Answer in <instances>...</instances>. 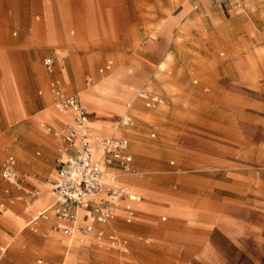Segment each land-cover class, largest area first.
Here are the masks:
<instances>
[{
    "label": "rangeland",
    "instance_id": "374dc122",
    "mask_svg": "<svg viewBox=\"0 0 264 264\" xmlns=\"http://www.w3.org/2000/svg\"><path fill=\"white\" fill-rule=\"evenodd\" d=\"M176 1L95 0L99 26L89 32L88 41L85 32L71 25L70 34L80 40L74 53L40 57L32 49L15 48L9 78L0 73V168L8 156H16L21 173L39 191L28 201L29 209L41 197H50L32 216L24 215L23 203L16 200L11 207L17 215L31 220L56 196L49 183L62 158V140L44 124L54 125L51 112L70 115L55 106L50 89L55 76L70 92L82 93L96 135L129 139L134 162L131 170L120 169V179L142 200L133 221L118 214L109 224L96 223L105 231L101 239L95 231L68 236L55 228L54 217L21 228L2 213L0 246L7 249L0 250V264H35L38 257L61 262L65 254L74 264H264V192L255 189L250 193L253 204L246 206L233 200L244 194L220 191L216 210L206 192L201 216L197 189L204 168L229 166L238 150L251 153L255 170L264 168V0H224L233 1L226 11L200 6L190 15L189 27L165 39L157 28L160 24L162 30L163 18L174 9L169 4ZM219 2L212 0V5ZM69 11L75 12L72 2ZM46 57L60 58L64 67L57 65L50 74ZM27 58L31 62L22 64ZM106 63L112 68L102 76L99 68ZM143 86L166 103L146 106L137 96ZM41 112L33 134L28 133L24 124ZM128 113L132 124L124 123ZM7 186L19 194L0 174V189ZM144 204L165 211L145 220ZM213 213L221 215L225 229H238L237 242L219 229L206 228L208 224L205 230L201 220ZM53 229L59 234L52 236ZM112 232L119 235L117 242L109 239Z\"/></svg>",
    "mask_w": 264,
    "mask_h": 264
},
{
    "label": "crops",
    "instance_id": "0c3cea01",
    "mask_svg": "<svg viewBox=\"0 0 264 264\" xmlns=\"http://www.w3.org/2000/svg\"><path fill=\"white\" fill-rule=\"evenodd\" d=\"M109 1L111 3L115 2V0H109ZM71 2L73 3L75 9V12L73 13L74 15L71 14L69 11V4ZM224 3H225L224 0H220V2L215 5H212V0H177L175 3L171 2L169 6L173 7L174 9L172 13L168 14L163 18V20L165 19L167 20L166 24L162 26L161 31L159 30V25H160L159 24L157 28V32H159L163 38L165 37V39H168V37L172 36L175 31L189 27L193 23V19L190 17V15L196 12L200 8V6L202 7L204 6L205 9H209L212 6H215L218 9L221 8L220 10L222 11H226V9L228 8V4L233 3V1L226 2L225 4ZM94 8H95V0H0V73L3 74L2 78L3 79L9 78L8 73L11 70H13L12 67L15 63L14 60L15 48H22L27 50L32 49L34 53H36L40 57L48 54L66 55L70 52L74 53L77 50V48L80 46L79 45L80 40H78L79 38L74 37L73 35L70 34V27L71 25H77L81 32L86 33L89 41V32H93L95 28L99 26L98 20L94 18L93 15ZM71 33L74 34L75 32L72 31ZM30 62L31 61L28 58L26 60L21 61L22 64H26V63L29 64ZM107 65H110L109 68L106 70V73H109L110 69L112 68V65L111 63H106L99 68L100 75H101V69ZM90 84H91V80H88L87 86ZM66 90L69 93H74V92H70L67 89V87ZM128 103L131 102L128 101L126 103L127 108H128ZM57 109L63 111L58 107ZM41 114L42 112L36 118L31 119V121L28 124H24L27 127L28 133L33 134L32 131L33 122L34 120L41 119L42 118ZM51 114L54 120L53 122L54 125L52 124H46V125H51L52 127L59 129L65 126L67 123L71 122L70 119L71 116L55 115L52 112ZM91 115H93V113L91 114V112L89 111L88 124L91 131L94 132L90 124ZM10 118L11 120H14L15 116H11ZM133 122H134V117H133V121L129 124H132ZM38 135L41 137L42 134H38ZM6 139L10 140L11 137H6L5 140ZM53 141L54 143L52 144ZM63 144L64 142L62 140V146ZM55 145H56L55 140H51L50 146L54 147ZM21 155L23 156L25 154L21 153ZM67 156H68L67 153L62 152V158L59 160V163L56 166V173L54 175V178L57 177L61 164L67 158ZM235 156L236 158L232 160L229 166L204 168L203 173L198 174V180H197V189L199 193L198 206L200 210L199 213L201 216H202V208L204 209L206 208V200H207V198L205 197L206 192L211 193V195L213 193L214 195L213 198L211 195L208 198H210L211 203L213 202L212 206L213 208H215V210L216 208L220 207L219 199L217 196V193L220 191L225 190L229 192L240 193V195L244 194V196L242 195L243 197L242 199L233 198V200H235V202H242V204L246 206L248 204L251 205L253 204L254 201L253 196L250 193H253L255 189L264 192V168L255 170L251 166L252 165L251 161L253 159L252 157H250L251 153L249 152L238 150L237 153H235ZM223 176L225 177L223 178ZM32 186L34 185H31L28 181V187L34 191H37ZM49 186L51 187L50 184ZM5 188L6 187H4L3 189ZM37 192L39 194V191ZM203 193L204 196H202ZM248 194H250V198L248 197ZM137 195L139 194L137 193ZM56 200L57 197L55 196L50 206L53 205L56 202ZM141 200L142 198L136 200L133 203L135 209L134 218L137 215L136 204L139 203V201ZM20 201L24 205L23 214L32 216L34 213L38 212L40 208L44 207V205H46L50 201V197L47 195L43 196L42 199L38 201L36 205L30 209L28 208L27 203H25L23 200ZM125 201L126 200H123L122 205L125 203ZM15 202L16 200L10 204L7 210L0 211V214L4 213L2 214L3 219L13 218L17 226L24 228L25 226L30 224L33 218L31 220L25 221L24 216L17 215L15 208L11 207L13 204H15ZM262 202H264V200H262ZM143 207L146 208V211L142 212V218L149 221L154 219L157 216V214H160L161 212L165 211L164 209H162L160 205L157 204H150V205L144 204ZM166 208L168 209L167 206ZM118 214L119 215L122 214V216H124V218L126 219V212L123 209V207L119 210ZM203 216L206 218L205 211L203 212ZM53 217L56 218L54 212L51 211L50 218L43 220L53 221L54 219ZM208 217L209 219L207 220L206 219L201 220V222L204 224V228L207 226L206 224H208L206 228H209L210 230L219 229L221 232L225 233L229 239L235 242H237L238 239H240L241 236L238 233V229L232 228L229 231L223 227V220L221 218V215H219L218 213L215 214L213 213V215L208 214ZM81 221L83 222V224H86L88 222V213L86 210H82L81 212ZM109 222L104 224H109ZM42 224H44V222ZM98 230L104 231L103 228L102 229L97 228L95 224V232H97ZM84 233H89V232H84ZM57 234L59 233H57L56 230L53 229L51 235L54 236ZM6 238H7L6 236L5 237L3 236L1 239L6 240ZM82 243L83 241H81L80 245ZM6 249L7 247L0 246V250L2 253H4ZM245 253L252 254L247 251ZM44 259L47 260L46 258ZM47 261L53 262L51 260H47ZM65 262H67L68 264H74V260L67 261L66 254L63 261L61 262L56 261L53 263L64 264Z\"/></svg>",
    "mask_w": 264,
    "mask_h": 264
},
{
    "label": "built area",
    "instance_id": "2783aa9c",
    "mask_svg": "<svg viewBox=\"0 0 264 264\" xmlns=\"http://www.w3.org/2000/svg\"><path fill=\"white\" fill-rule=\"evenodd\" d=\"M64 61L56 57H47L44 64L50 74L56 72V66L64 67ZM110 65L101 69L105 76ZM50 89L54 95L55 105L63 111H69L71 122L57 129L46 125L48 131L59 136L64 144L61 148L67 153V158L62 162L58 175L52 181L53 192L57 200L48 208L39 211L31 223L39 219H49L53 211L57 219L55 228L68 235H73L76 230L94 232L96 223H108L117 216L123 207L126 220L133 221L135 209L133 203L137 200V192L130 186L117 183L120 180V169L131 170L134 156L130 151V142L126 137L93 135L89 127V110L83 101L80 92L69 93L61 77H53ZM137 96L144 101L146 106L156 108L164 105L166 99L143 86ZM132 103H128L130 109ZM133 121V116L128 113L124 123ZM95 151L100 153V158L94 156ZM2 179L9 185L19 189V194L11 191L10 187L0 190V211H5L15 200L25 203L35 197L38 192L28 187L25 174L18 167V160L14 155L8 156L2 163L0 170ZM123 200H126L122 205ZM86 210L88 222L82 224L81 212ZM97 237L101 239L105 232L98 230ZM112 242L119 240L117 233H110ZM35 264H56L37 258Z\"/></svg>",
    "mask_w": 264,
    "mask_h": 264
},
{
    "label": "bare ground",
    "instance_id": "6f19581e",
    "mask_svg": "<svg viewBox=\"0 0 264 264\" xmlns=\"http://www.w3.org/2000/svg\"><path fill=\"white\" fill-rule=\"evenodd\" d=\"M91 80H93V79H91ZM117 86V85H116ZM80 94H81V97H82V99H83V101H84V98H83V96H82V93L80 92ZM90 96H95V94L94 93H92V94H90ZM85 102V101H84ZM86 104V103H85ZM87 105V104H86ZM88 107V106H87ZM48 110H49V108H48ZM55 111V110H54ZM67 113H69V111H66ZM69 115H70V113H69ZM71 116V115H70ZM71 119V118H70ZM36 131H38V130H36ZM92 134L93 135H96L93 131H92ZM100 136H102V135H100ZM104 136V135H103ZM106 136H110V135H106ZM94 156L95 157H97V158H100V153L98 152V151H95V153H94ZM117 183H119V184H124L123 183V180L122 179H120ZM50 185H51V192L53 193V195H55V193L53 192V188H52V184L51 183H49ZM41 199H42V197H41ZM137 199H141V197L140 196H138L137 195ZM50 206V204L47 206V208ZM36 216V215H35ZM31 223V222H30ZM79 230H82V229H79ZM77 231V230H76ZM75 231V232H76ZM55 236V235H54ZM65 238V237H64ZM88 240V239H87ZM86 240V241H87Z\"/></svg>",
    "mask_w": 264,
    "mask_h": 264
}]
</instances>
